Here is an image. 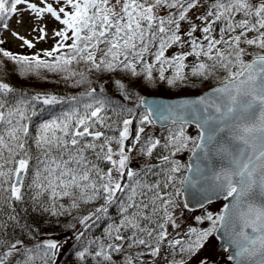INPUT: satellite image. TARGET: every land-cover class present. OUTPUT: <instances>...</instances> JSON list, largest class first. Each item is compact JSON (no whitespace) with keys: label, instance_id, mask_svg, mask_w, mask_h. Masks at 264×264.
<instances>
[{"label":"snow or ice","instance_id":"1","mask_svg":"<svg viewBox=\"0 0 264 264\" xmlns=\"http://www.w3.org/2000/svg\"><path fill=\"white\" fill-rule=\"evenodd\" d=\"M213 236L264 264V0H0V264H192Z\"/></svg>","mask_w":264,"mask_h":264},{"label":"trees","instance_id":"2","mask_svg":"<svg viewBox=\"0 0 264 264\" xmlns=\"http://www.w3.org/2000/svg\"><path fill=\"white\" fill-rule=\"evenodd\" d=\"M6 47L10 48L13 52H24L27 53L29 50L27 49H17L15 47H13L12 45H10L8 43V45H6ZM8 82L16 85L17 87H22L27 91H34V90H49V89H53L56 86L52 85V84H48V83H44V82H35V81H30V80H25L23 78H18L17 75L13 74L10 76V78H8ZM207 85H205V90H207ZM60 92L65 91L62 88H58L57 89ZM199 91H151V92H145V95H157V96H164V97H178V96H186V95H196L199 94ZM42 116H44L45 118H47V113H43ZM190 132H193L194 134V130L190 129ZM186 154L188 155V153H184L180 158L182 161L186 162ZM221 209V206H220ZM203 210L197 211L196 213H200L202 214ZM203 227H207V224L203 225ZM59 230V229H57ZM64 264H69V262L67 261V258H65Z\"/></svg>","mask_w":264,"mask_h":264},{"label":"rangeland","instance_id":"3","mask_svg":"<svg viewBox=\"0 0 264 264\" xmlns=\"http://www.w3.org/2000/svg\"><path fill=\"white\" fill-rule=\"evenodd\" d=\"M12 27L17 30L18 32H20L21 35H26L27 34V29L29 27V25L26 23L23 26L18 27L15 23V20L12 21ZM5 36H7V33L4 34ZM31 38V37H29ZM9 44H11L13 47L17 48V49H21L19 47L20 42L19 41H14L11 38H9ZM49 44H38L37 48H47L49 47ZM187 155V154H186ZM208 211H211L213 213H217L220 211V202L215 203L211 206H209L207 208ZM196 215H201L200 213H196V212H185V217H186V222L188 224H191L193 221L191 219L192 216H196ZM216 246H217V241L214 239H209L208 244L206 245L205 249L199 254L198 257L193 259L192 264H198L199 258L200 257H207L209 264H219V260L222 258L221 254H216Z\"/></svg>","mask_w":264,"mask_h":264},{"label":"water","instance_id":"4","mask_svg":"<svg viewBox=\"0 0 264 264\" xmlns=\"http://www.w3.org/2000/svg\"><path fill=\"white\" fill-rule=\"evenodd\" d=\"M148 97H158V96H148ZM162 98H164V97H162ZM176 98H179V97H175V98H165V99H176ZM195 194V190L194 189H192V190H190L189 192H186L185 193V198L188 200V201H190V207H194L195 208V210H198V209H200L199 208V206L198 205H196V202H195V200L193 199V195ZM220 200V199H219ZM215 201H218V200H215L214 199V201L213 202H215ZM208 204H206V206H207ZM221 236H222V233L220 234ZM223 243V241L222 240H219V245H218V250L219 251H222V250H224L222 247H220V245ZM231 251V250H230ZM229 255V254H228ZM226 264H233V262L232 261H230L229 259H227L226 260Z\"/></svg>","mask_w":264,"mask_h":264}]
</instances>
